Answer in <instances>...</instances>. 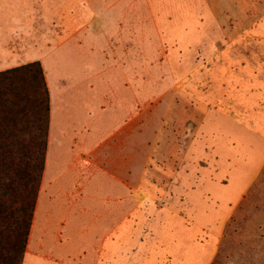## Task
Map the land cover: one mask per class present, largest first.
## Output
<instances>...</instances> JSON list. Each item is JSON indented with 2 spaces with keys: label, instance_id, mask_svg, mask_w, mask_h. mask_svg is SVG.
Instances as JSON below:
<instances>
[{
  "label": "rangeland",
  "instance_id": "1",
  "mask_svg": "<svg viewBox=\"0 0 264 264\" xmlns=\"http://www.w3.org/2000/svg\"><path fill=\"white\" fill-rule=\"evenodd\" d=\"M124 2L123 18L108 24L117 26L118 31L110 28L107 32V48L114 47L121 65L106 71L111 67L107 63L111 53L92 55L97 61L93 72L103 68L92 82L93 133L73 134L69 116L73 119L77 113L78 117L81 107L62 108L60 98L51 122V142L55 145L47 155L49 171L40 190L51 194L80 189L116 192L122 188L125 221L140 229V233L135 230L132 234L144 233L142 240L150 236V226L155 222L167 223L173 233L182 229L186 240L194 238L192 229L197 226V240L209 253L205 264H264V163L239 199L228 200L223 203L226 210L220 208L213 219L206 218L222 204L214 195L215 184L228 186L236 173L231 178L232 161L209 132L208 123L218 111L231 113V119L238 120L244 111L227 100L231 95L235 99L238 92L250 93L255 88L252 81L264 75V0ZM95 4L99 8L106 3ZM108 4L113 1L108 0ZM103 25L99 21L92 24L93 40L105 37ZM80 26L77 24V29ZM52 40L47 39L46 45L52 46ZM8 41L13 54L0 59L46 46L38 39ZM59 41L61 46L69 42L84 45L81 36ZM251 61L261 63L262 69L247 71L246 64ZM45 63L41 61L47 81L53 76L52 57ZM119 76L123 80L120 88ZM103 78L110 81V88L101 84ZM128 103L130 123L126 117L124 134L113 139L109 135L124 120ZM88 119L87 115L85 123L77 126L89 129ZM73 139L85 140L89 147L83 153ZM107 140L120 150L101 152L99 148ZM106 153L109 159L111 155L119 158L118 170L108 166ZM78 162L86 170L78 173ZM108 172L119 180L109 178ZM47 201L43 200V206ZM61 202L60 215H74L67 201ZM88 217L82 213L77 223L84 224Z\"/></svg>",
  "mask_w": 264,
  "mask_h": 264
},
{
  "label": "crops",
  "instance_id": "2",
  "mask_svg": "<svg viewBox=\"0 0 264 264\" xmlns=\"http://www.w3.org/2000/svg\"><path fill=\"white\" fill-rule=\"evenodd\" d=\"M98 1L106 4L98 8V5L95 4ZM112 1L113 4L109 5L108 0H0V57L13 54L12 50H8L12 47L8 41L10 39H25L26 41L38 39L43 45H46L47 39H53L52 46L34 47L32 50H23L17 57L0 59V70H8L35 61H43L46 64V59L52 57L53 76L50 80L49 77L47 78L51 99L47 155L52 146L54 147V143L51 142L54 134L51 132V122L54 123V116L57 112L56 104L60 98L63 99L60 100L63 103L62 108L76 104L81 107L82 111L78 117H76L77 113L73 119L69 116L73 134L90 135L93 133L90 121L93 109L92 82L94 75H97L103 68L93 72V66L97 61H93L92 55L105 54L106 51L111 53L110 59L107 61L111 67L104 69L106 71L121 65V61L116 60L118 56L114 47L107 48L109 38L107 32L110 28H113L115 32L118 31L117 26L108 24H116L123 18L121 10L124 8L125 2L124 0ZM98 21L104 24L105 37L100 36L93 40L92 24ZM79 23L81 26L77 29ZM71 36L74 38L81 36V39H84V45L79 47L69 42L61 46L62 43L59 40ZM93 44L96 46L93 47ZM27 45H29L28 42ZM254 52L260 53L259 50H254ZM88 54H90L89 59H87ZM254 68L261 70L262 64L257 61L246 64L247 71ZM119 77L120 88L123 80L121 76ZM107 80V78H103L101 84L110 88V81ZM253 85L255 88L251 89L250 93L238 92L235 94V99H232L231 95L227 100L230 104L234 103L238 109H242V112L244 111L237 116L238 120L231 119V113L228 115L226 111L224 112L227 114L218 111L213 115L212 121L208 123L209 132L219 140L221 149L228 155V161H232L231 178L233 172L236 171L234 180L231 182L230 179L228 186H219L213 183L217 187L214 195L221 200L222 204L218 208L214 207L215 210L212 209V212L206 217L208 219H213L220 208L224 207L226 210L227 207L223 203L239 199L247 184L252 181L256 171L264 163V106H262L264 105V75L254 79L251 87ZM87 93H89L88 96ZM127 106L128 109L121 125L114 129L113 135H109L113 139L115 137L118 139L119 135L124 134L126 117L130 123V103ZM87 115L90 128L78 127L77 124L85 123ZM77 118L80 120L77 121ZM133 123H135L134 116ZM111 140H107L99 150L101 152L119 151V146L111 143ZM73 142L79 144L80 148H78L83 153L89 147L85 140L76 141L73 139ZM83 153L79 158L83 156ZM111 157L109 159V155L106 153V163L108 166L112 164V168L117 167L118 170L119 158L115 155H111ZM98 161L101 162V160ZM78 164H80L78 173L86 170L81 167L83 165L81 162L76 165ZM48 166L46 162L44 182L49 171ZM107 176L115 178L114 174H110V172L107 173ZM119 178L117 176L115 179L119 180ZM121 178L123 180V176ZM44 182L42 181V183ZM45 198L48 201L43 206ZM63 199L67 201L65 203L69 207V211L75 210L74 215H69V218H63L59 213ZM124 199L125 192L122 188L121 191L116 192L101 190L86 192L84 189H80L51 194H48L46 190H40L22 264L206 263L209 253L205 250L204 244L197 240L199 234L197 226L192 229L194 238L186 240L183 238L184 231L182 229L178 233H173L167 223L155 222L150 226V236L146 237L144 241L140 238L144 236V233L132 234L136 230L135 225L125 221ZM82 213L88 214V221L79 224L76 219L82 217ZM136 231L140 233L139 228ZM127 249L130 250V253H127ZM168 254L170 255L168 256ZM166 259L169 261H164Z\"/></svg>",
  "mask_w": 264,
  "mask_h": 264
},
{
  "label": "trees",
  "instance_id": "3",
  "mask_svg": "<svg viewBox=\"0 0 264 264\" xmlns=\"http://www.w3.org/2000/svg\"><path fill=\"white\" fill-rule=\"evenodd\" d=\"M51 99L41 62L0 72V264H22L45 171Z\"/></svg>",
  "mask_w": 264,
  "mask_h": 264
},
{
  "label": "bare ground",
  "instance_id": "4",
  "mask_svg": "<svg viewBox=\"0 0 264 264\" xmlns=\"http://www.w3.org/2000/svg\"><path fill=\"white\" fill-rule=\"evenodd\" d=\"M52 140V139H51ZM54 142V141H53ZM55 145V144H54ZM53 147V146H52Z\"/></svg>",
  "mask_w": 264,
  "mask_h": 264
}]
</instances>
